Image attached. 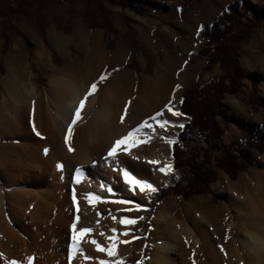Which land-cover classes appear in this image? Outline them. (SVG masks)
Returning <instances> with one entry per match:
<instances>
[{"label": "rangeland", "instance_id": "obj_1", "mask_svg": "<svg viewBox=\"0 0 264 264\" xmlns=\"http://www.w3.org/2000/svg\"><path fill=\"white\" fill-rule=\"evenodd\" d=\"M243 1L261 10L259 18H256L258 11L250 6L247 9V17L259 19V23L237 51L242 69L258 78L259 95V92L264 93V0H0V214L22 242L24 240V251L33 256L32 264H38L43 259L47 264H83L79 252L69 262L67 248L72 242L73 221H77L78 235L82 227V203L77 198L80 195L75 194V204L74 196L71 197L72 219L68 224L62 222L56 225L52 220L55 193L60 190L56 182L64 185L63 194L64 191L72 194L73 190H80L82 154L73 146L69 147L59 135L54 138L57 145L54 144L53 139H47V134L31 121L18 131L8 130L7 127L15 118L12 94L14 96L17 91L18 96L21 95L20 100L27 104L31 98L28 93L35 88L39 96L40 115H51V108L58 111L52 100L58 102L59 96L66 95L61 94L58 81L50 85L52 77L66 78L65 83L61 79L60 84H64L63 89L69 99L85 86L86 91L80 97L84 98L89 86L95 82V92L86 99L91 100L90 96H96L95 105L87 111L90 103L84 104L74 124L75 129L89 123L99 108L100 98L111 87L117 89V96L123 104L121 115L126 117V122L128 119L133 120L137 113L150 112L156 103L164 99L163 90L167 88V97L171 96L172 89H176L174 106L181 113L182 94L186 89L198 86L200 81L217 78L222 73L218 64L209 70L203 69L206 57L199 55L205 46L202 33L210 29L212 21L230 3L236 2L241 6ZM91 18H95L97 23L94 26L89 23L92 22ZM55 72L59 74L53 75ZM199 75L201 78H198ZM67 83L70 87L66 86ZM251 87L252 82L245 78L237 93L225 96H235L233 98L236 99L249 96ZM126 103L128 107L125 111ZM228 113L246 120L242 115L230 113L229 110ZM73 115L70 114L71 121ZM149 120L147 117V123H150ZM168 120L170 123L164 129L157 126L141 130V134L148 138V151L161 146L162 153L172 165L174 182L153 184V187L159 190L175 186L178 181V188L188 192L193 189L192 174L186 170L181 176L173 169V144L166 142L167 139L176 141L181 130L178 125H184L188 119L181 113L176 119ZM217 122L221 125L220 118H217ZM239 129L230 123L229 129L223 133L225 143L235 146L236 151L241 146L245 147L243 132L241 134L242 130ZM75 136L73 129L74 140ZM198 137L206 149L203 136ZM208 153V162L205 152L197 160L207 169L217 172L215 181L208 184L207 192L193 193L185 198L172 189L156 200L151 212L148 203L142 206L138 210L139 215L134 218L135 227L128 233L135 236L133 246L125 255L112 260L113 264L116 261L142 264L154 252L160 239L153 230L152 215L157 209L166 211L167 207L168 218L175 216L178 223L186 224L198 238H209L214 247H220V251L227 252L230 249L229 245L238 238V232L244 234L246 239L249 230L253 234L250 238L253 236L255 240L259 236L260 232L257 229L254 231L253 226L248 228L236 220L237 210L246 211L241 206L248 200L245 187L249 180L264 185V163L255 160H258L259 152L255 149L251 151V157L258 165L239 171L236 179H231L226 172L217 168L214 156L220 152L211 150ZM259 160L264 161L262 158ZM72 170L75 173L72 177L75 176L77 181H71ZM222 177L227 179V184L220 181ZM154 199V193H150L149 200ZM182 206L192 207V217L184 212ZM37 207H40L38 211ZM207 208L211 212L208 213ZM253 213L258 217L256 211ZM195 216L204 220L203 224L197 223L199 227L192 224ZM229 223L232 227L225 228ZM44 225H47L45 229ZM103 234L105 236L100 235V240L114 236L116 232ZM40 244L43 251L37 250ZM80 246L82 248V236ZM199 253L200 263L208 261L202 246ZM7 254L0 247V264L14 261ZM96 260L88 264H99ZM223 261L222 264H229Z\"/></svg>", "mask_w": 264, "mask_h": 264}, {"label": "bare ground", "instance_id": "obj_2", "mask_svg": "<svg viewBox=\"0 0 264 264\" xmlns=\"http://www.w3.org/2000/svg\"><path fill=\"white\" fill-rule=\"evenodd\" d=\"M61 79L63 82L66 81V78H60V76L52 77L50 79V85L53 86V82L58 81L60 85L58 88L60 87L61 94L67 95L66 91L63 89L64 84H60ZM66 86L70 87V84L67 83ZM115 88H109L100 98L99 108L89 123L87 125L82 124V126L80 125L76 129L73 124L71 132L68 131V125L71 123L70 114L75 113L79 100H81L80 97H82V93L86 91L85 86H83L81 90L75 92L71 99H69V95H62L57 98L59 99L58 102L52 100V103L58 107V111L55 112V110L51 108L49 110L51 115L44 113L43 116L39 113V96L35 88L32 90L30 89L31 91L28 94H31V98L29 102L27 101V104L20 100L21 95L18 96L17 91L14 93V96L12 94L15 118H13L11 124L7 127L8 130L18 131V129L23 127L28 121H31L32 124L36 125L42 132L47 134V139L51 137L56 145L55 139L58 135L62 138V141H65L67 135V145L69 147L73 146V148L78 149L82 154V181H80L82 184L80 185L79 193L73 190L72 194L65 193V191L63 194L64 185L62 186L59 182H56V186L58 190H60L57 194L55 193L56 200L53 198L55 200V202L53 201L55 205L52 220L56 225L62 222L68 224L70 218L72 219V216H70L72 211L71 197L75 196V194L81 196L82 199L80 196L77 198L79 199L78 202L80 204L82 203V227H87L92 230L91 233L82 236V249L84 255L89 257V259L86 260L84 255H82L83 264H88L91 260L96 259V262L100 260H116L122 255H125L133 246L132 244L135 236L128 233L135 227V224L122 225L119 221L121 217L129 219L137 217L139 211L135 208V204L139 203L142 208V206L148 203L150 193H140L138 189L130 191L117 169L125 167L137 178H142L155 185H161L163 183L171 184L174 182L172 172L165 175L158 170L160 167H163L165 163H170V160L162 153L161 146L154 148L151 152L148 151L147 142L133 146L134 140L145 138L141 132L134 134L125 141L123 145H118L116 157H108L107 152L117 139L126 136L131 129L145 122L147 117L150 119L161 110H163L164 116L160 119H176L178 116H173L171 112H168L164 107L165 105H169L172 111L179 112L175 110L174 106L176 89L171 90V96L169 97L166 96L169 94L167 93L169 89H164V99L156 103L154 107L151 108L152 110L150 112H139L140 114L137 113L133 120L128 119L126 122L125 116L123 120H121L120 117L122 116L123 104L121 105L120 98L117 96V89ZM90 97V101L85 100V104L90 103L87 111H90L96 102V96ZM132 121L133 123H131ZM149 121L152 125L150 129L159 126L156 120L150 119ZM73 129L77 136H75V140L72 137ZM124 146H127L129 149L127 153L121 151ZM133 157H136V159H133ZM151 160H157L160 163L157 165L147 163ZM73 174L75 173L72 170L70 176L71 181H77L75 176L74 178L72 177ZM220 181L227 184L226 178L222 177ZM108 188H111L112 191L109 192ZM245 189L248 192V200L244 206L241 207L246 208V211L237 210L236 220L240 221V223L242 222L243 225L248 228L251 225L254 231L257 229L260 232L259 236L255 237V240L253 236L250 238V236L253 235L250 233V230L246 232V234L249 235L247 239L244 234L241 235L240 232H238V238L229 245L230 249H227V252L220 251V247H214L212 243H210L209 238L203 239L196 237L194 233L188 229L189 227H187L186 224L178 223L175 216L172 215L171 218H168V207L166 211H159V209H157L152 215V222L153 230L159 235L160 240L156 243L154 252L149 254L142 264H202L199 260L201 246L204 248L208 258V261L203 264H222L223 260L229 264H264V185L260 186L259 183L254 180H249ZM87 193L100 195L105 202H94L89 204L86 199ZM68 195L70 197H68ZM59 197H61V199H59ZM119 200H129L132 201V203H116V201ZM141 208L139 210H141ZM182 208L185 213L192 217V207L182 206ZM195 208L196 206H194V209ZM39 209L40 207H37L36 211ZM207 210L208 213L211 212L210 208H207ZM255 211L258 217L253 215ZM97 213H99V215H97ZM113 217L116 219L113 220ZM203 222L204 220L201 217L198 218L195 216L192 218V224L198 225L197 223L203 224ZM46 226L44 225L43 228L45 229ZM231 227L232 225L230 223L225 226L227 229ZM111 229H116V234L114 235L116 241H110L109 239L100 240V233L112 232ZM125 232L127 235H121ZM216 232L220 234V231L216 230ZM223 232L224 228L221 234H223ZM228 235L229 232L227 236ZM104 236L103 234V237ZM92 240H95L100 245L102 244L103 247H107L109 243H116L115 256L109 257L106 252L97 251L95 245L91 243ZM123 241H127V243ZM41 244L37 249L39 251H43L44 249H42L43 246ZM239 245H241V248ZM0 247L1 251L4 253L6 252V254L8 253L7 255L14 258V261L18 262V264L27 262L26 257L30 256V254L24 251V240L22 242L16 232L8 226L2 214H0ZM38 264H47V262L43 259L39 261Z\"/></svg>", "mask_w": 264, "mask_h": 264}, {"label": "trees", "instance_id": "obj_3", "mask_svg": "<svg viewBox=\"0 0 264 264\" xmlns=\"http://www.w3.org/2000/svg\"><path fill=\"white\" fill-rule=\"evenodd\" d=\"M249 6L258 11L256 18H259L261 10H258V6H251L246 1H243L241 6L233 2L217 15L210 29L202 33L205 46L199 51V55L206 57L203 69L209 70L218 64L222 73L207 82L200 81L198 86L183 92L180 112L188 120L184 123V128L178 132L172 146L173 169L181 176L189 170L192 174L193 189L186 192L178 188V181L175 186L160 188L154 192L155 199L148 202L150 212L156 200L161 199L172 189L185 198L193 193L207 192L208 184L215 181L217 172L197 162L204 152L208 158L206 162L209 161V151L220 152L221 154L214 156L216 166L226 172L231 179H236L239 171H246L249 167L258 165L251 157L252 149L264 153V131L251 121L229 114V107L224 102V96L237 93L242 80L248 78L252 82L249 90L251 107L264 108V98L257 94L258 78L246 73L237 58L240 45L246 42L251 30L259 23V19L247 17L246 11ZM85 17L87 18V14ZM90 21L91 26L97 24L95 18H91ZM217 118H220L222 126L218 124ZM230 123L235 124L243 132L242 142L245 147L241 146L237 151L234 149L235 146L227 145L223 139V133L229 129ZM199 135L203 136L206 149L200 144Z\"/></svg>", "mask_w": 264, "mask_h": 264}, {"label": "snow or ice", "instance_id": "obj_4", "mask_svg": "<svg viewBox=\"0 0 264 264\" xmlns=\"http://www.w3.org/2000/svg\"><path fill=\"white\" fill-rule=\"evenodd\" d=\"M104 77L103 75L101 76V80H103ZM177 87H179V85H177ZM96 89V83L93 82L87 92L85 93L84 98H82L79 102V105L76 107L75 109V113L72 117V121L71 123H69L68 125V131L71 132L72 130V126L73 124L76 123V120L79 118V113L81 111V108L84 106L85 104V100L87 99V97L89 95H91L93 93V91ZM125 111L127 110V103L125 104ZM168 112H171V114L173 116H179L181 115V113L179 112H174L172 111V109L169 107V105H165L164 106ZM162 116H164V112L163 110L157 112L154 116H152L150 119L152 120H156L159 124V127L161 129L166 128L169 125V120L168 119H160ZM124 119V116H121V120ZM179 128H184L183 124H179L178 125ZM145 128H152V125L150 123H147V121L137 125L135 128L131 129L126 136L121 137L120 139H117L113 144L112 147L109 148L108 152H107V156L108 157H116L117 156V146L118 145H123L125 143V141H127L130 137H132L134 134L141 132V130L145 129ZM33 131H35V128L33 127ZM37 135H39V133H37ZM68 137L66 135L65 137V142L67 143ZM147 142V138H143V139H137L133 141V146L139 144V143H146ZM169 145H172L173 143H175V141L173 139H167L166 141ZM71 151V149H69ZM45 151H47V149H45ZM122 152L127 153L129 151L127 146H124L121 149ZM133 159H136V157H133ZM147 163L152 164V165H157L160 162L157 160H151L148 161ZM60 165H57V168H59ZM119 174L122 176L125 185L128 187V189L130 191H134L135 189H138L140 193H154L157 191V188L153 187L152 183L147 182L146 180L142 179V178H137L135 175L131 174L125 167H121L119 169H117ZM161 173H164L165 175H167L168 173L172 172V165L170 163H165L163 167H160L158 169ZM77 171H79V168L77 169ZM108 191L111 192L112 189L108 188ZM86 199L88 201L89 204H92L94 202H105L102 200V197L100 195H94L93 193H87L86 195ZM73 202L74 204L76 203V198L75 196L73 197ZM116 203H120V204H131L132 201L129 200H119L116 201ZM135 208L137 210H139L141 208V205L139 203L135 204ZM97 215H99V213H97ZM116 218L113 217V220H115ZM139 219H143V217H140ZM122 225L126 224V225H133L136 223V219H129V218H125V217H121L120 221H119ZM76 225H77V221L74 220L73 224H72V242L67 246L68 248V260L69 262H71L74 254H76L77 252H79L81 255H84L83 249L80 246V237L83 236L84 234H88L91 233V229L87 228V227H81L79 228V235L77 233L76 230ZM111 231L113 233L116 232V229H111ZM101 235H103V233H101ZM121 235H127V233H122ZM106 239H109L110 241H116V237L115 236H111V237H106ZM124 243H127V241H123ZM92 244L95 245V248L97 251L99 252H106L107 255L109 257H113L116 254V243H109V245L107 247H102L99 243H97L95 240L91 241ZM84 258L87 260L89 259L88 256L84 255ZM26 261L27 264H32L33 261V256H28L26 257ZM8 264H18V262L16 261H11L8 262ZM99 264H113L112 261H105V260H100ZM115 264H122V261H116Z\"/></svg>", "mask_w": 264, "mask_h": 264}, {"label": "crops", "instance_id": "obj_5", "mask_svg": "<svg viewBox=\"0 0 264 264\" xmlns=\"http://www.w3.org/2000/svg\"><path fill=\"white\" fill-rule=\"evenodd\" d=\"M247 71L253 72L252 70H247ZM54 74H59V73L55 72L53 73V75ZM260 82H261L260 84H263L262 81ZM261 92H262V88H261ZM259 96L264 98V93L260 94L259 92ZM233 97L235 96H224V102L229 107V112L230 113L234 112L240 116L241 115L244 116L246 120H251L264 131V109L263 108L253 109L249 102V96H242V97L239 96V99ZM258 156L259 158H262L264 160V153L263 154L258 153ZM259 158L258 160L257 159L255 160L260 162L261 164L262 162L264 163V161L259 160Z\"/></svg>", "mask_w": 264, "mask_h": 264}]
</instances>
